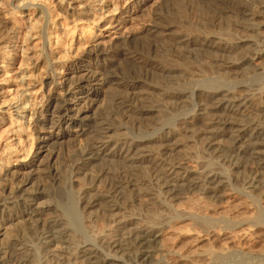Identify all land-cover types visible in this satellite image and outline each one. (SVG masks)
I'll return each mask as SVG.
<instances>
[{
  "label": "bare ground",
  "instance_id": "1",
  "mask_svg": "<svg viewBox=\"0 0 264 264\" xmlns=\"http://www.w3.org/2000/svg\"><path fill=\"white\" fill-rule=\"evenodd\" d=\"M43 1L0 0V73L14 66V59L4 55L19 43L23 49L34 37L45 42L35 63L23 59L13 96L0 92V126L7 118L14 126L13 140L0 157V264H37V252L45 256L42 264H212L225 251L242 252L256 235L243 213L237 229L219 241L221 234L212 228L204 234L199 225L186 230L190 218L179 209L194 201V190L216 205H198L212 215L252 205L239 202L222 173L206 169L202 177L188 166L186 155L174 159L168 152L185 139L196 140L207 155L229 162L232 176L252 165L243 188L264 204V104L256 114L249 95L237 97L213 86L194 91L193 85L199 73L239 81L258 71L252 62L264 55V40L254 38L260 39L256 18L264 20V0L256 5L250 0H166L159 8L166 5L169 12L156 14L150 6L159 0H51L47 6ZM148 9L152 25L143 37L113 43L112 35L105 36L108 28L132 32L135 15ZM16 15L27 17L22 35ZM33 65L45 69V80L37 79ZM38 81L40 95L28 96L27 89ZM190 94L197 100L190 104L191 117L201 113V124L190 123L189 117L183 123L186 134L168 127L155 137V125L164 123L165 114L186 112ZM129 119L152 125V131L129 136L123 132L132 124ZM217 134L228 140L221 147L213 144ZM98 166L84 186L96 180L99 185L75 190L77 173ZM52 191L70 205L50 196ZM137 204L149 220L133 213ZM170 211H179L170 217L176 226H186L169 227L165 216ZM153 215L159 220H150ZM99 219L106 225L95 233ZM32 233L36 243L29 238ZM208 238L221 247L200 250L196 243ZM174 239L185 241L184 246ZM261 254L264 249L257 258Z\"/></svg>",
  "mask_w": 264,
  "mask_h": 264
},
{
  "label": "rangeland",
  "instance_id": "2",
  "mask_svg": "<svg viewBox=\"0 0 264 264\" xmlns=\"http://www.w3.org/2000/svg\"><path fill=\"white\" fill-rule=\"evenodd\" d=\"M44 1H43L44 5L41 3L43 6H47V5H49L51 3V0H44ZM250 1H251L250 3H252V4L254 2L257 4L261 0L260 1L259 0L258 1L257 0L256 1L250 0ZM158 2H159V4L154 5L155 7L153 5L150 6L151 7L150 11L152 9L151 12L153 14H156V13H159V12H162V11L163 12H169V10L166 7V5H165L164 9H163V7H162V9L159 8V6H161V4H163L164 2L166 3V0H159ZM41 4H40V6H41ZM33 8L34 7H31V10H33ZM258 8L259 7H257V9ZM260 10H261V8L258 9V11H260ZM148 11H149V9L147 11L144 10L143 12H145V13L139 12L138 14L135 15V17H134V19H135L134 23L135 24H133L135 30H133L132 32L130 30H129L130 32L128 30H126V31L122 30L121 27L117 28V29L116 28H108V29H106V31H108V32L106 33L105 36L112 35L113 43H117L118 41L120 43H123L124 40L126 39V36H128V37L130 36V38H132V40H134V41L137 38L143 37L145 35L144 34L145 33L144 29L148 28V27H151V25H152V23L149 20L147 21L148 18L145 16V14ZM261 11L264 12V9L262 8ZM196 13L197 12H195L193 14L194 16L192 15L193 16V20H194V18L196 19V15H197ZM34 14H33V18L36 17L37 12H36L35 15ZM20 16L21 15H16L15 16V22L17 24V27H16L17 30L20 31V35H22V33L23 32L25 33V31L27 30L28 21H27V17L25 15L21 16V17ZM136 16H137V18H136ZM49 21H52V22H49ZM49 21H48V23L51 24V25L49 24V26H51L54 29V26H53L54 23L53 22L55 20L53 21V20L50 19ZM256 21H258V22L256 23ZM256 21H255L256 28H258V31L260 32L259 33L260 37L257 36V38H260V39L258 40L256 38H254V40L263 41L264 40V22H263V26L261 25L262 24L261 22L264 21V20L261 19V18H256ZM136 24H139V25L137 26ZM49 26H48V30L51 33V31L53 29L52 28L49 29ZM131 26H132L131 24L127 25L128 28H130ZM233 27L234 26L230 25V30L232 29L231 32H233ZM237 30H240V28H237ZM122 35H124V36H122ZM43 43H45L43 39H40L39 37H37V38L34 37L28 42V46L25 45L26 48L23 47L25 52H23V49L21 48L22 44L19 43L17 45V49L15 51H13V52L10 51L9 53L4 55V56H6V60L7 61H10V60L14 59V62H15L14 66L11 68V70L9 69L6 72L0 73V92L4 93L5 96L10 98L11 96H13V94L15 92V89H16V86H15L16 78L18 76H20L21 72L24 69V67L21 66V64L23 62V59L26 58V59L29 60V62L35 63V61L38 58L37 56H39V54L43 50V46L45 45ZM115 45H117V44H115ZM24 55H26V57H24ZM111 57H112V54H110V56H108L107 59H111ZM206 61L209 62V60H206ZM252 64L256 65L255 70H258V71H255L256 73H253V74L252 73L251 74H247V76L243 77L242 80H239V81L232 80V78L225 77V76H222L219 79V78H217V75H214L212 73H199L200 76L201 75L202 76L201 77H197L196 78V82H193V85L195 86L194 87L195 88L194 91H196L197 89H203L205 87L213 86L214 89H215V87L217 89L222 87L221 89L229 90L233 94H234V92L238 93L237 95L231 94L233 96H237L238 97V96H241V93H242V98H244L245 96L249 95L251 97L252 101H253V102L251 101V103H250V104H252L251 105L252 107H251L250 110H252L256 114H260L259 111H257L258 107L262 106L264 104V55H262L259 58L254 57V61L252 62ZM31 69H33L35 75L38 77L37 79L40 78L39 81H41L42 76H43L42 80L46 79L44 77H46L47 75H45V69L43 67L38 66L37 68L36 67L34 68V65H33L31 67ZM5 80H7V81H5ZM180 80L182 82L184 81V79H182V78H180ZM39 81L37 83H35L34 87H29L27 89L28 90V94H27L28 96L32 95L34 97H38L40 95L41 91L38 88ZM245 87H247V88H245ZM193 96H195V95H193V94H190V96L188 95L189 100H187V101L189 102V105H188L187 108H185L186 112L171 111V113L165 114L167 119L164 121V123H162L161 126H160V124H158V125L156 124L155 125L156 126L155 128L159 127L158 128L159 130H154V132H153L155 134V137L162 133L161 128H163L165 130L168 127L169 128H175L176 130L178 129L179 133H181V134H186V132L184 130H182L184 128V126H185L183 123L185 122L186 118L188 119L189 117H191L193 115L192 112L194 110V106H192V105L195 102H197L196 98L193 97ZM190 104H192V105H190ZM16 105L17 104H13L14 113H16L15 112L16 107H17ZM260 109H262V107ZM172 112H174V113H172ZM198 113H200V112H198ZM198 113H197V115H198ZM203 118L204 117H202V115L200 113V115L198 117H195V118L191 117V119H188V121L190 123H194L195 122L196 124L199 125V124H201V121L203 120ZM262 120H264V119H262ZM129 122L132 123L133 120L132 121L130 120ZM151 126L149 124H148V126L147 125H136V122H134V123L130 124V127H128V129H126L123 132H128V135L131 136V137H138L139 133H141L142 131L143 132L144 131L151 132L152 131ZM13 127L14 126H13L12 121H11L10 118H7L6 121H4V123L0 126V157L2 156L1 154H3V152H4L3 149L5 148V145L9 141L11 142L13 140V134L11 132V131H13V129H12ZM146 127H148V128H146ZM146 137H147V135H146ZM11 138H12V140H11ZM145 139H147V138H145ZM226 140H227V138L224 135L217 134L213 144L216 147H218V146L221 147L223 145V144L221 145V143L223 141H225V143H227L228 140L227 141ZM196 142H198V143H196ZM199 142H201V141H196V140L195 141L194 140L190 141L189 139H185L184 142H182V144H183L182 147L177 148L178 150H174V151L168 152V154H169L170 158H174V159H176L178 157H181L183 155H186V157H188V159H189L188 160V162H189L188 166L197 169L198 172H200V174H202V177H204V173L207 170H210V169H214V170L218 171L219 173H222L224 176H226V178H225V180H226L225 182H227L226 186H228L229 190H233L232 194L236 198L240 199L239 202H241V200H242L244 202H241V203H244V204H247V205H252V206H250L251 209H248L247 211L244 210L245 212L243 210H236L235 209L234 211H236V212L232 211V213H234V214H232L231 212L225 213L226 215L222 214V213L219 214V215L215 214L217 216L212 215L213 213L210 212V211L209 212L208 211H202L201 212V211H199L197 209L199 207L198 205L206 206V204H207L209 206L210 204H208V203L210 201H208V198H205V196H203V195L199 196V195H201V193L198 192L197 190L196 191L194 190V192L191 193V195H193V197H194L193 199L195 201V204L193 203L194 201L191 202V204L194 205L195 207L191 206V204H189V205H184L183 204V207H182L183 209L182 208L179 209L180 213H182V214L184 213V215H187V217L190 218V221L185 222L187 224V226L186 225H185L186 227L184 226L185 223H182L183 225L181 224V225H177L176 226V222H173L171 220V219L176 218L178 216L179 211H178V213H176L175 211L167 212V216H165V217H167V218H165V222H168V224H169L168 226L169 227L175 226V228H176V227H179V226H184L186 228V230L187 229H189V230L190 229H197V226L199 225L198 230L202 231L203 234L206 233L207 231H210V229L212 228L211 231L215 230L214 232L217 231L216 232L217 234H221L222 237L220 238L219 241H222L223 239L228 238V236L231 235L232 232H234L237 229L238 226H236V225H238L237 223H238V220H240L239 218H242V217L245 216L244 218H246L247 223H249V226L252 223L251 225L253 226V228L251 229V231L256 233V235L253 237V239L251 241L252 243L250 242L248 247H245L242 252L241 251L239 252V250L236 252L235 251L236 248H233L232 250H230L228 252L225 251L224 255L222 253V255L218 259V261L216 263H212V264H254V263L255 264H261V263L264 264V256H263L264 254L263 255L262 254L259 255L260 257L257 258L259 252L264 249V234H263V232H264V204L254 194H252V195H251V193L248 194L247 191L243 188L244 182L247 181L249 179V177H250V172L249 171H250L252 165H248V166H246L244 168H241L239 174H235L234 176H232L233 174L231 172L230 166L228 167V165L230 163L229 162L220 161L219 159H218L219 160L218 161L215 157L212 158L211 156L207 155V153L204 150V144L201 142L200 143L201 145H200ZM184 145H185V147H184ZM100 168H101V166H98V168L97 167L96 168H88L89 170H87L85 168L82 171L78 172L77 176H78L79 179L77 177L75 178V181H76L75 188H77L75 190L78 191V189L82 188L83 191H84V189L85 190L91 189L96 184L99 185L100 182L98 183L97 180H96L97 183H95V185L93 184L94 186L91 185V184H89L87 186H84V182L87 181V179H88V181L90 179H92L91 178L92 175L94 176L96 174V170L100 169ZM94 169H96V170H94ZM202 171H203V173H201ZM148 173H150V172H148ZM233 177H235V178H233ZM81 184H83V185H81ZM243 191H244V193L245 192L247 193V195L245 193L246 196L242 194ZM94 192H96V191H94ZM238 192H239V194H238ZM50 196L55 197L57 199L59 198V200H61V202L63 201L62 204H69L70 205V201H68V199H64V195L62 193H58L56 191H52L50 193ZM200 197H201L202 200H197ZM145 198L146 199L144 201H147V199H150L152 197L149 196V197H145ZM196 201H198V202H196ZM205 202H207V203H205ZM32 204L33 203H31V205ZM214 206H216V205H214ZM214 206L210 205L211 208H214ZM35 208L36 207H34L33 209H35ZM39 210L44 211L43 209H39ZM132 210L134 211L133 212L134 214L136 213V216H138L140 218L142 217L146 221L145 217H147V214L145 213V211L143 210L141 205L137 204V206L136 205L133 206ZM92 211H94V210H92ZM57 212L61 213V209H59ZM242 213H243L244 216L242 215ZM157 217H155V216L153 218L150 217V220L152 219L153 221H158L159 217H158V220L156 219ZM170 217H171V219H170ZM147 220H149L148 217H147ZM104 224H105V222L103 220H100V219L97 222H94L93 225L96 226L94 228L95 229V233H98L97 230H99V228L100 229L104 228L105 225H106V224L105 225ZM85 225L87 226V225H89V223L88 224L84 223V226ZM235 227H236V229H235ZM204 230H205V232H204ZM203 234H201V235H203ZM29 238H31L30 240L33 241V243L37 242L36 234H34V235H33V233L29 234ZM174 241L178 244L179 247H183L184 246L183 244L185 243V241H183V243H182L181 240H177V239H174ZM220 243L221 242H218L217 240L215 242L214 241L212 242L211 238H208V240H204V241L198 242L196 244H197L198 247L201 248L200 250L205 249V248H214V249L216 248L215 250H217V247L218 248L221 247ZM213 246H215V247H213ZM189 248H190V246H189ZM191 248H193V247H191ZM73 251L75 252V249ZM256 252H258V253L256 254ZM247 253H248V255L246 256ZM37 254H38L37 255V259L38 260L36 261V263L37 264H42V261L45 260V258H44L45 256L43 257V253L42 252L41 253L37 252ZM259 258L261 259V261L259 260Z\"/></svg>",
  "mask_w": 264,
  "mask_h": 264
}]
</instances>
